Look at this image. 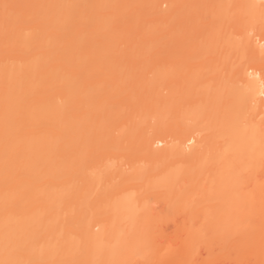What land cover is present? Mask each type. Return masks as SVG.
<instances>
[{
  "label": "bare ground",
  "instance_id": "1",
  "mask_svg": "<svg viewBox=\"0 0 264 264\" xmlns=\"http://www.w3.org/2000/svg\"><path fill=\"white\" fill-rule=\"evenodd\" d=\"M229 1L0 0V264H202L197 258L198 248L204 245L210 250L215 244L220 246V253L236 259L238 264H264V0H235L237 3L232 7L227 3L234 0ZM233 13L236 23L243 27L236 34L232 28L228 29L231 22L226 21L232 19ZM226 23L229 25L225 26ZM178 36L180 39L174 43L173 37ZM183 38L199 49V52L195 49L199 54L207 47L209 51L211 47L222 48L218 51L222 52L221 58L216 49L215 55H208L210 58L204 55L205 60L198 56V64L190 66L180 53L185 54L190 48L186 49ZM126 45L138 48L145 60V74L136 70L135 62L126 53ZM147 49H151L148 54ZM240 52L243 58L248 56L247 60L236 56ZM165 54L172 57L168 60ZM216 54L220 60L226 59L228 69L224 64L223 68L220 66L218 57H213ZM207 57L215 65L208 64ZM178 60L185 61L186 69L180 68ZM203 60L205 66L206 62L210 66V73L222 69L228 71L226 76L222 74L226 72L216 71L220 74L208 75L211 78L220 75L218 80L205 79L204 72L209 70L208 66L203 67ZM159 62L168 65L171 62L169 68L175 69L172 72L177 77L169 75L162 64L155 68ZM174 62L180 70L172 66ZM191 68L197 73L201 68L203 71L192 75ZM159 69L168 73L161 75L165 81L160 75L154 79V71H162ZM185 70L191 71V77L201 75L202 81L214 83L202 82L200 87L201 82H196L195 89V82L191 80L193 88L192 82L183 77ZM89 72L96 76L100 72V80L111 83L108 87H112V93L99 89L101 92L96 90L98 98H95L93 83L92 88L88 81L92 78ZM83 73H87L85 78ZM181 78L182 82L185 79L184 85ZM158 79L161 80L156 85ZM220 79L222 83L218 82ZM171 80L179 88L189 85L192 91L189 87V91L173 89ZM122 83L132 86L135 99ZM162 84L164 90L171 87L167 92L172 94L173 89L175 97L170 98L167 93L168 98L164 91L159 94L160 90L157 93L155 88ZM88 85L94 94L86 92ZM123 93L130 99H127L130 110L122 106ZM102 97V102L108 100L105 104L109 106L113 101L115 111L103 103L106 107L103 114L112 109L107 114L108 121L98 111L102 109L97 101ZM133 114L148 124L153 118L157 122L158 117L161 124L154 129L153 124L148 133V127L138 125ZM98 119L105 123L98 126ZM113 127L118 134L132 137L131 141L125 142L121 136L115 140L117 131ZM136 129L139 130L136 134H129ZM144 132L151 135L147 138ZM206 132L211 135L210 140L204 138ZM137 142L142 143L139 146L142 152L134 147ZM124 144L126 149L122 147ZM125 150L131 156L135 153L126 157L128 164L139 159L138 163L132 162L131 170L122 166L127 172L133 170L127 175L119 171V165L115 166L121 162L119 155H127L118 154ZM110 156L115 161L119 157L116 163L109 159L114 162L109 163L111 167L119 166L113 169L115 179L121 176L118 181L110 179L113 174L107 176L112 169L106 165ZM142 158L147 162L144 166L139 164ZM99 161L104 169L99 168ZM88 164L99 170L93 171ZM85 167L95 173L92 175ZM102 174L109 177L108 181L104 177L101 183ZM96 179L100 182L97 190L102 189V184L103 190L108 189L96 192ZM105 181L111 182L105 186ZM133 184L141 188L135 190ZM148 188L150 191L144 192ZM118 189L122 195L116 194ZM152 192L163 198V206L157 205L161 198L156 205L150 204V196L151 200L158 198ZM156 207L160 208L158 212ZM174 208L184 211L187 217L174 219L187 233L180 247H175L169 238L162 241L167 228L164 223L172 218L169 212Z\"/></svg>",
  "mask_w": 264,
  "mask_h": 264
},
{
  "label": "rangeland",
  "instance_id": "2",
  "mask_svg": "<svg viewBox=\"0 0 264 264\" xmlns=\"http://www.w3.org/2000/svg\"><path fill=\"white\" fill-rule=\"evenodd\" d=\"M223 1H224V0H223ZM226 1H228V2L230 3L229 0H226ZM231 1H232V0H231ZM237 1H238V0H237ZM229 3H227V5H230V6L232 7V6H235V4H236L237 2H235V0H234V2H232L233 5H231L232 3H231V4H229ZM180 15H181V17L184 16L183 13H181ZM234 15H235V13H233L232 15H230V16H233V17H234V18L231 17L234 21H233L232 19H230V18H227L226 21H227V23H228V22H231V26H229L228 29H229V28H232V29H233V32L236 34V33H237L240 29H242L243 27H242V26H239V25L236 23L237 21H236ZM208 17H209V16H208ZM205 18H206V17H205ZM207 19H208V18H207ZM211 19H213V18L211 17ZM228 19H229V21H228ZM203 20H204V19H203ZM230 20H231V21H230ZM226 21H225V22H226ZM227 23H226L225 26H228V25H229V24H227ZM193 25H194V23H193ZM256 28H257V27H256ZM225 29H227V27H226ZM232 29H231V30H232ZM253 30H254V28H253ZM256 30H258V29H256ZM263 31H264V29H263ZM250 32H251V31H250ZM251 33H252V32H251ZM262 33H263V32H262ZM235 34H234V35H235ZM170 35H171V34H169V35H167V36H170ZM172 35H173V34H172ZM192 35H193V34H192ZM192 35H191V36H192ZM194 35H195V32H194ZM131 36L133 37V34H131ZM185 36H188V35H185ZM235 37H238V35H237V36L235 35ZM134 38H136V37L134 36ZM164 38H165V37H164ZM169 38H170V37H169ZM187 38H189V37H187ZM187 38H185V39L183 38L184 40H183L182 42H183L184 46L186 45V49H187V46L190 47V48H188L189 50H187V52H185V54L182 53V52H180V49H179L178 51H179L181 54L185 55L184 60L189 61V65H190V66L195 65V64H196V65L198 64V62H199V60H198V59H199L198 56H200V58L202 57V58L205 60V57H206V56H208V55H210V54H211V55H212V54L215 55L216 52H217V54L219 53L218 51L220 50V48H219V49L216 48L217 51L215 52V50H216V49L214 50L215 47H213V48L211 47L212 49L210 48L211 51H209L208 47L206 48V46H208V45H206V46H202V47H205V48H206V51L203 49L205 52L202 51L201 54L196 53L195 49H197V48L194 49V47L192 46L193 44H191V46H190V44L188 45V41H187L188 39H187ZM166 39H168V38H166ZM179 39H180L179 36H178V39H175V38L173 37L174 43L176 42V40H179ZM192 39H193V38H192ZM162 40H163V39H162ZM173 40H171V41H173ZM193 40H194V39H193ZM193 43H194V42H193ZM195 44H196V43H195ZM184 46H183V47H184ZM197 46H198V45L196 44V47H197ZM121 47H122L121 49H124V48H123V45H122ZM163 47H164V46H163ZM167 47H168L169 49L172 48V46H170V45L167 46ZM167 47H165V48H167ZM174 47H175V46H174ZM181 47H182V46H181ZM198 47H199V46H198ZM202 47H201V48H202ZM209 47H210V45H209ZM125 48H126V53L128 52V53L130 54V56H131V58H132V62H133V61L135 62V67L137 68V69H136V68H132V69H136L137 71H140L141 73H143V72L145 71V70H144V68H145V67H144V66H145V65H144V64H145V60H144V58H142L140 52L138 51V48H137V50H136L135 47H129V46H127V45H126ZM161 48H162V47H161ZM192 48H193V50H192ZM118 49H120V48H118ZM118 49H117V50H118ZM157 49H159V48H157ZM207 49H208V50H207ZM150 50H151V49H147V51H146L147 54H148V51H150ZM166 50H167V49H166ZM171 50H172V49H171ZM183 50H184V49H183ZM221 50H222V48H221ZM221 50H220V51H221ZM122 51H123V50H122ZM140 51H141V50H140ZM154 51H155V50H154ZM154 51H152V53H153ZM168 51H169V50H168ZM174 51H175V50H174ZM178 51H176V52H178ZM184 51H185V50H184ZM200 51H201V50H200ZM113 52H114V51H113ZM119 52H120V51H119ZM162 52H163V51H162ZM165 52H166V51H165ZM197 52H199V49H197ZM214 52H215V53H214ZM122 53L125 54L124 51H123ZM128 53H127V54H128ZM143 53H144V52H143ZM149 53H151V52H149ZM166 53H168V52H166ZM204 53H205V54H204ZM207 53H208V54H207ZM220 53H221V54H220ZM220 53H219L220 55H219V54H218V55H219L220 58H221L222 52H220ZM113 54H114V53H113ZM127 54H125L124 58L129 60V58H126V57H127ZM156 54H157V52H156ZM170 54H171V52H170ZM173 54H174V52H173ZM217 54H216V56H213V57H218ZM224 54H225L224 56L227 57L226 53H224ZM116 55H117V54H116ZM145 55H146V54H145ZM149 55H150V54H149ZM149 55H148V56H149ZM152 55H153V54H152ZM161 55H162V53H161ZM165 55H166V54H165ZM177 55H180V54H175V56H177ZM201 55H202V56H201ZM204 55H206V56L204 57ZM238 55H239L238 58H240V59L243 58V54H242V52H240V54H237L236 56H238ZM118 56H119V55H118ZM118 56H117V57H118ZM113 57H114V56H113ZM128 57H129V56H128ZM155 57H156V56H155ZM155 57H154V58H155ZM166 57H167L168 60H169V58H171L172 55H171V57H168V55H166ZM208 57H209V56H208ZM208 57H207V60H206V61H208V64H209L210 62H212V64H210V65H215V64H214L215 61H211V60L209 61V60H208ZM222 57H223V56H222ZM241 57H242V58H241ZM115 58H116V57H115ZM157 58H158V57H157ZM182 58H183V57H182ZM209 58H210V57H209ZM224 58H225V57H224ZM236 58H237V57H236ZM247 58H248V56L245 55V57H244L242 60H244V59L247 60ZM120 59H121V58H120ZM145 59H146V58H145ZM148 59H149V58H148ZM164 59H165V58H164ZM164 59H163V57H162V60H164ZM175 59H177V58H175ZM178 59H180L179 56H178ZM211 59H212V58H211ZM213 59H214V58H213ZM215 59H216V58H215ZM217 59H219V57H218ZM110 60H111V59H110ZM114 60H115V59H114ZM114 60H113V61H114ZM151 60H152V59H150V61H151ZM153 60H155V59H153ZM153 60H152V62H153ZM156 60H157V59H156ZM159 60H160V59H159ZM171 60H172V59H171ZM200 60H201V59H200ZM204 60H203V63H202V64H204V62H205ZM219 60H220V59H219ZM219 60H217V61H218V63L221 62L220 66L223 68L222 65L224 64V68L227 67V69H228V66H225V64L227 63V62H225L226 59H224V60L222 59L225 63H223L222 60H220V62H219ZM93 61H94V60H93ZM93 61H92V62H93ZM96 61H97V60H96ZM104 61H105V60H104ZM118 61H119V60H118ZM124 61H125V60H124ZM130 61H131V59H130ZM147 61H148V60H147ZM147 61H146V63H147ZM164 61H165V60H164ZM166 61H167V59H166ZM174 61H175V60H174ZM178 61H179V62H178V63H179L178 65H179V66H180V64L182 65V66H180V68H181V67L183 68V62L185 63V61H183V62H181V63H180V60H178ZM201 61H202V60H201ZM110 62H111V61H110ZM155 62H156V61H155ZM114 63L116 64V61H115ZM119 63H120V62H119ZM122 63H123V61H122ZM130 63H131V62H130ZM174 63H175V62H174ZM99 64H100V63H99ZM103 64H104V63H103ZM117 64H118V63H117ZM126 64H127V63H126ZM133 64H134V63H133ZM149 64H150V63H149ZM161 64H162L163 66H162ZM164 64H165V65H164ZM200 64H201V63H200ZM200 64H199V65H200ZM86 65H88V64H86ZM91 65H92V64H91ZM106 65H107V64H106ZM120 65H121V64H120ZM120 65H119V66H120ZM147 65H148V64H147ZM147 65H146V66H147ZM150 65H151V64H150ZM154 65H155V64H154ZM167 65H168V62H167V63H164V62H163V63H162V62L160 63V62H159V64L157 63L156 66H154V67L156 68L157 66H158V67H159V66H160V67L162 66V68H165V69L167 68L166 71L168 70L169 75H171L172 77L176 78V77H177L176 74H174V73L172 72V71H175V69H173V68H172L173 70L170 69V68H171V66H170V65H171V62L169 63L168 66H167ZM199 65H198V66H199ZM84 66H85V65H84ZM95 66H96V65H95ZM101 66H102V65H101ZM101 66H100V67H101ZM113 66H114V65H113ZM119 66H118V67H119ZM126 66H128V64H127ZM151 66H152V65H151ZM169 66H170V68H169ZM172 66H175V68H177V69L179 68V67H176V66H177L176 63H175L174 65H172ZM204 66H205V64L203 65V67H204ZM206 66H208V70H209V71L205 70V72H204L205 74L203 75V76L206 77L205 79H208V77H209L208 73L213 75V73L215 72L216 74H215V73H214V74H215V75H218V74H220V73H217L216 71H220V72L224 71V70H222V69H219V70H215L214 72L212 71L213 73H212V72L210 73V69H209L210 66L207 65V62H206ZM206 66H205V67H206ZM102 67H103V66H102ZM108 67H109V66H108ZM108 67L106 66L107 70L109 69ZM128 67H129V66H128ZM130 67H131V66H130ZM148 67H149V66H148ZM152 67H153V66H152ZM195 67H196V66H195ZM201 67H202V65H201ZM216 67H217V69L219 68L218 66H216ZM85 68H86V67H85ZM88 68H89V66H88ZM93 68H94V67H93ZM93 68H91V69H93ZM116 68H117V67H116ZM124 68H125V67H124ZM155 68H154V69L151 68V70H152V69L155 70ZM184 68H185V66H184ZM184 68H183V69H184ZM196 68H198V67H196ZM196 68H195V69H196ZM199 68H200V66H199ZM199 68H198V69H199ZM111 69H112V68H111ZM120 69H121V67H120ZM128 69H129V68H128ZM130 69H131V68H130ZM130 69H129V70H130ZM165 69H159V70H162V71H159L160 73H159L158 71H157V72L154 71L155 73L152 72V73H154V76H153V77H155L154 79H156L158 75H160L159 78H161V77H163V76H161V75L168 74L167 72H166L165 74H163V72H165V71H164ZM185 69H186V68H185ZM193 69H194V68H193ZM193 69L191 68L192 73H191V71H190L189 73H187L186 70H185V71H182L183 77H185V78L187 79V81H189V82L194 81V82H195V83H194V82L190 83V86L196 84V82H197V83L201 82V83L199 84V86L201 87V86H202V82H204L205 84H206V83H210V82H212L215 78L217 79V77L220 76V75H219V76H216L215 78H213V76H212L213 80H203V81H202L201 78H200L201 75H199V77H197V78H199V81H198V79L196 78V76H198V75L195 76L196 79H195L194 77H191V76L193 75V72H196V71H193ZM211 69H212V67H211ZM227 69H225V70H227ZM95 70H96V69H95ZM117 70H119V69L117 68ZM122 70H123V65H122ZM129 70H127V71L129 72ZM147 70H148V69H147ZM151 70H150V71H151ZM178 70H180V69H178ZM196 70H197V69H196ZM201 70L203 71L202 68L200 69V71H201ZM213 70H214V69H213ZM92 71H93V70H92ZM123 71H124V70H123ZM125 71H126V70H125ZM148 71H149V70H148ZM197 71H198V70H197ZM200 71H199V72H200ZM206 71H207V72H206ZM94 72H95V71H94ZM102 72H103V71H102ZM104 72L106 73V69L104 70ZM110 72H111V71H110ZM121 72H122V71H121ZM121 72H120V73H121ZM145 72H146V71H145ZM145 72H144V74H145ZM177 72H178V71H177ZM199 72H198V73H199ZM224 72H226V73H223V72H222V74H223V76H226V74H227L228 71H224ZM89 73H90L89 78H90V77H92V78H90L88 81L91 82V87H92V83H93V87H94V89H95V95H97V93H98V92H101V91H102L103 93H106V94H107V93L109 94L110 92L112 93V87H108L111 83L108 84L107 81H105L107 84H105L106 86H104L103 83H105V82L102 81V80H100V78H99V77L101 76V75H100V74H101L100 72H99L100 74H99V73L97 74L98 76H96V73H95L94 75L92 74V72H89ZM116 73H117V72H116ZM116 73H115V74H116ZM122 73H123V72H122ZM152 73H151V74H152ZM178 73H179V72H178ZM178 73H177V74H178ZM190 73H191L192 75H191ZM196 73H197V72H196ZM198 73H197V74H198ZM202 73H203V72H202ZM86 74H87V73H86ZM86 74L83 73V78H85V75H86ZM133 74H134V71H133ZM147 74L149 75L150 73H147ZM199 74H200V73H199ZM104 75H107V73L104 74ZM108 75H109V74H108ZM179 75H180V74H179ZM207 75H208V76H207ZM93 76H95V77L93 78ZM102 76H103V75H102ZM113 76H114V75H113ZM117 76H118V75H117ZM117 76L115 75L114 77L116 78ZM125 76H126V74H125L123 77H125ZM135 76H136V77L138 76L137 78L140 77L139 73H137V72H135ZM142 76H143V75H142ZM150 76H151V75H150ZM150 76H148L147 79H150V78H149ZM165 76H167V75H165ZM210 76H211V75H210ZM221 76H222V75H221ZM123 77L121 76V78H123ZM168 77H169V76H168ZM172 77H170V78H172ZM188 77H190L191 79H189ZM86 78H87V76H86ZM108 78H109V77H108ZM108 78H107V79H108ZM121 78H120V79H121ZM165 78H167V77H165ZM212 78L209 77V79H212ZM219 78H220V77H219ZM219 78H218V79H219ZM96 79H97V81H96ZM101 79H102V78H101ZM126 79H128V81L130 80L129 78H125V80H126ZM140 79H141V78H140ZM162 79H164V77H163ZM218 79H217V80H218ZM104 80H105V79H104ZM112 80H114V79H112ZM125 80H123V81H125ZM150 80H151V79H150ZM150 80H149V81H150ZM159 80H161V79H158V81H157L158 84L155 83L156 85H159ZM172 80H173V79H172ZM172 80H171V83H173ZM182 80H183V78H181V82H182ZM191 80H192V81H191ZM217 80H216V81H217ZM108 81H109V80H108ZM121 81H122V80H121ZM145 81H148V80H145ZM145 81H144V82H145ZM164 81H165V79H164ZM169 81H170V79H169ZM175 81H176V80H175ZM184 81H185V79H184ZM184 81H183V82H184ZM214 81H215V80H214ZM214 81H213V83H214ZM223 81H224V80H223ZM86 82H87V81H86ZM89 82H88V83H89ZM94 82H95V83H94ZM111 82H112V81H111ZM116 82H117V80H116ZM136 82H137L139 85H141V84L144 85L143 82H139V81H136ZM150 82H152V81H150ZM150 82H149V83H150ZM154 82H156V81H154ZM160 82H161V81H160ZM183 82H182V84H183ZM189 82H188V83H189ZM218 82L222 83V79H220V81H218ZM101 83H102V84H101ZM114 83H115V82H114ZM130 83H131V82H130ZM137 83H136V84H137ZM162 83H163V80H162ZM171 83H170V84H171ZM188 83H186V84H188ZM193 83H194V84H193ZM204 83H203V85H204ZM220 83H219V84H220ZM97 84H98V85H97ZM115 84H116V83H115ZM115 84H113V86H115ZM117 84H118V83H117ZM122 84H123V83H122ZM126 84H127V82H126ZM126 84H123V87H124L125 89H128L129 92H131L132 95H134L135 93H134V91H133L132 88H131V87H132V86H131L132 84L130 85L131 87L126 86ZM155 84H154V85H155ZM102 85H103V86H102ZM152 85H153V84H150V86H152ZM183 85H184V84H183ZM197 85H198V84L194 85V87H195V86L197 87ZM220 85H221V84H220ZM83 86H84V85H83ZM100 86H101V88H98V87H100ZM120 86H121V85H120ZM120 86H119V87H120ZM146 86H147V85H146ZM148 86H149V85H148ZM148 86H147V87H148ZM175 86H176V87H175ZM190 86H189V85H188V86L186 85V87H184V88H185V89H184L183 87L181 88V85H180V88L183 89L184 91H187L189 88H191ZM208 86H209V85H208ZM93 87H92V88H93ZM107 87H108L109 89L111 88V89H110L111 91H109V90L107 89ZM117 87H118V86H117ZM119 87H118V88H119ZM138 87L140 88V86H138ZM147 87H146V88H147ZM154 87H155V86H154ZM161 87H163V84H162L161 86H158L157 88H155V89H156V92H157L158 90H160L159 94H161V93L163 94L162 91H164V93L167 94V93H168L167 91H168V90L170 91V88L172 87V84H171V87H170L169 89H168L169 86H168V87L166 86L167 88L164 86L166 90H164V88L162 89ZM188 87H189V88H188ZM192 87H193V86H192ZM194 87H193V88H194ZM196 87H195V89H196ZM200 87H199V88H200ZM205 87H206V85H205ZM209 87H210V86H209ZM221 87H222V89H224L223 86H221ZM88 88L91 89V88L89 87V85H88ZM88 88H87L86 92L88 91L89 93L91 92V93L94 94V92H93L94 89H93V90L91 89L92 91H89ZM96 88H97V89H96ZM159 88H161V89H159ZM172 88H173V89H175V88H179V86L177 87V83L175 82V83H173V87H172ZM180 88H179V89H180ZM186 88H187V89H186ZM99 89H102V90L100 91ZM119 89H120V88H119ZM121 89H122V88H121ZM133 89H136V88H133ZM140 89H141V88H140ZM144 89H145V88H144ZM144 89H143V91H144ZM153 89H154V88H153ZM153 89H152V90H153ZM173 89H171V92L174 93V90H173ZM179 89H178V90L176 89L175 91L178 92ZM203 89H204V88H203ZM207 89H208V87H207ZM96 90H97V91L99 90V91L96 92ZM172 90H173V91H172ZM183 90H182V91H183ZM198 90H199V89H198ZM198 90H196V91H197V92H200V91H198ZM123 91H124V90H123ZM123 91H120V92H123ZM180 91H181V90H180ZM188 91H189V90H188ZM191 91H192V88H191ZM218 91H219V90H218ZM156 92H155V95L158 93V92H157V93H156ZM193 92H194V93H197V92H195V91H193ZM201 92H202V91H201ZM201 92H200V94H204V92L206 93V90L203 91V93H201ZM220 92H221V90H220ZM111 93H110V94H111ZM173 93H172V94H173ZM184 93H185V92H184ZM99 94H100V93H99ZM128 94H129V93H128ZM138 94H139V93H138ZM152 94H153V93H152ZM168 94L170 95V98H171V97H175V96H174L175 94L172 95L170 92H169ZM168 94H167V95L164 94V95L167 96V97L169 98ZM176 94H177V93H176ZM178 94H179V93H178ZM190 94H191V93H190ZM95 95H94V96H95ZM102 95H103V94H102ZM104 95H105V94H104ZM113 95H114V93H113ZM119 95H120V94H119ZM122 95H123V96L120 97V98H121V99L125 98L124 93H123ZM171 95H172V96H171ZM185 95L187 96V93H186ZM110 96H111V95H110ZM116 96H118V94H117ZM120 96H121V95H120ZM159 96H160V95H159ZM178 96H179V95H178ZM188 96H189V95H188ZM195 96H196V95H195ZM197 96H198V94H197ZM92 97H93V96H92ZM106 97H107V96H106ZM131 97H132V96H131ZM162 97H163V99H164V96H163V95H162ZM180 97H181V96H180ZM95 98H98V95L95 96ZM132 98L135 99V95H134ZM132 98H131V99H132ZM165 98H166V97H165ZM223 98H224V97H223ZM223 98H222V99H223ZM91 99H92V98H91ZM93 99H94V98H93ZM127 99L130 100L129 98H127ZM127 99L125 98V100H123L124 105H122V106H125L124 108H125L126 110L129 109V105H130V103H129V101H128ZM134 99H133L132 101H134ZM139 99H140V96H139ZM182 99H184V98H182ZM95 100H96V99H95ZM97 100H99V99H97ZM102 100H103V97H102V99L100 98V100L97 101V102H100V105H101V106H99V108L102 109V110H99V109H98V111H101V112H102V114H101V115H102V118L105 117V118H107V120H105V121H108V120H109V117H107V116H109V115H107V114H111L110 112H112V109H113V111H115L114 107L112 106V105H113V103H112L113 101L111 102L112 104L110 103V106H109L108 104H105L106 101H108V100H105V99H104V100H105L104 102H102ZM112 100H113V99H112ZM223 100H224V99H223ZM223 100H221V101H223ZM110 101H111V99H110ZM110 101H109V102H110ZM183 101H184V103L186 102L185 100H183ZM101 102H102V103H101ZM109 102H107V103H109ZM136 102H137V101H136ZM223 102L226 103L225 100H224ZM90 103H91V102H90ZM103 103H104L105 106H107V107H108V106H109V107L112 106V107H111L112 109H110V111L108 110V111H107V114H103V111H104L103 109L106 108V107H104ZM134 103H135V101H134ZM176 103H177V102H176ZM119 104H120V103H119ZM119 104H117V106H118ZM180 104L183 105V102H180ZM180 104H179V105H180ZM102 105H103V106H102ZM115 105H116V104H115ZM177 105H178V104H177ZM182 105H180V106H182ZM109 107H108V108H109ZM120 107H121V105L119 106V110H120ZM97 108H98V106H97ZM117 108H118V107H117ZM96 110H97V109H96ZM129 110H130V109H129ZM101 112H100V113H101ZM108 112H109V113H108ZM122 112L124 113V110H122ZM122 112H120V113L122 114ZM118 113H119V112H118ZM154 114L156 115V113H154ZM154 114H151V115H154ZM101 115H100V117H101ZM133 115H134V114H133ZM158 115H159V114H158ZM158 115H157V116H158ZM169 115H170V114H169ZM169 115H168L167 117L171 118V116H169ZM157 116H155V117H157ZM95 117H96V116H95ZM122 117H124V116H122ZM125 117H126V116H125ZM153 117H154V116H153ZM153 117H152V118H153ZM167 117H166V118H167ZM172 117H174V116L172 115ZM98 118H99V117H98ZM105 118H104V119H105ZM111 118H112V117H111ZM127 118H128V117H127ZM133 118L136 119V121L138 120L137 124H138V125L140 124V126H142V128H143V127H144V128H145V127H146V128L148 127V128H147V132H148V133H149V131H152V129H150V128H151V126H152L153 124H154L153 127H152L153 129L155 128V127H154L155 125H156L157 127H159V125L161 124V123H160V118H159V120H158V117L155 118V119H157V122H156V121L153 122V121H154V118H153L152 120H150L151 117H149V118L147 117V118L150 120V123H151L150 126H147V125H149L150 123L148 124L147 122H144V119H143V120H140L141 118H140V119H139V118H135V115H134ZM133 118L131 117L130 119L133 120ZM93 119H94V118H93ZM95 119H96V118H95ZM100 119H101V118H100ZM100 119H98V121H97V125H98V126H99L98 123H100V122H101L100 125H102V122H103V124L105 123L104 121H100V122H99ZM104 119H103V120H104ZM148 119H147V120H148ZM101 120H102V119H101ZM147 120L145 119V121H147ZM151 121H152V122H151ZM166 121H167V120H166ZM171 121H173V120L171 119ZM112 122H114V121H112ZM122 122H123V121H122ZM168 122H169V121H168ZM126 123L128 124V122H126ZM126 123H125L124 125H125V127H128V126H126ZM129 123H130V122H129ZM156 123H157V124H156ZM159 123H160V124H159ZM106 124H107V122H106ZM110 124H111V123H110ZM115 124H116V123H115ZM121 124H123V123H121ZM146 124H147V125H146ZM169 124H170V123H169ZM172 124H173V122H172ZM170 125H171V124H170ZM114 126H115V125H114ZM120 126H121V125H119L118 127H120ZM166 126H167V125H166ZM171 126H172V125H171ZM104 127H107V125L104 126ZM109 127H110V126H109ZM118 127H116V128H118ZM122 127H123V126H122ZM102 128H103V127H102ZM102 128L100 127L99 129L102 130ZM113 128H114V127H113ZM164 128H165V127H164ZM107 129H108V127H107ZM107 129H106V130H107ZM110 129H111V128H109L108 130H110ZM114 129H115V128H114ZM127 129H129V128H127ZM138 129H139V128H138ZM138 129H136L137 131L135 130V132H134L133 130H131V132H130V133L128 132V133L131 134V133L133 132L134 134H136V133L139 131ZM148 129H149V130H148ZM104 130H105V128H104ZM123 130H124V129H123ZM140 130H141V129H140ZM167 130H168V129H167ZM170 130H171V128H170ZM111 131H112V130H111ZM111 131H110V132H111ZM114 131H115V132L117 131V133L114 132V133H115L114 136H115V138H116L115 140L119 139L120 136H121V138H123V140H124L125 142H126V141H131L132 137H131V139H130V137L127 136V134H126V136H123V135H122V134H123L122 132H121L122 134H120V133L118 134V132H119L118 129H115ZM125 131H126V130H125ZM127 131H128V130H127ZM129 131H130V130H129ZM108 132H109V131H108ZM110 132H109V134L111 135ZM123 132H124V131H123ZM147 132H146V133L144 132V133H145L146 137L148 138L149 135H151V133L148 134V136H147ZM167 132H168V131H167ZM112 133H113V132H112ZM201 133H202V132H201ZM201 133H200V134H201ZM124 134H125V133H124ZM140 134H142V133H140ZM202 134H203V133H202ZM107 135H108V133H107ZM110 135H108V136H110ZM116 135H117V137H116ZM170 135H171V134H170ZM204 135H206V137L209 136L208 138L204 137L205 139H209V138L211 137V135H209L208 132L204 133ZM204 135H203V136H204ZM114 136H113V137H114ZM142 136H144V135H142ZM142 136H141V137H142ZM105 137H106V135H105ZM105 137H104V138H105ZM134 137H135V136H134ZM139 138H140V137H139ZM171 138H172V136H171ZM109 139H110V137H109ZM141 139H142V138H141ZM144 139H145V138H144ZM169 139H170V138H169ZM209 140H210V139H209ZM105 141H106V139H105ZM124 141H123V143H124ZM137 141H138V140H137ZM144 141H145V140H144ZM205 141H206V140H204V143H205ZM207 141H208V140H207ZM109 142H111V141H109ZM133 142H134V141H133ZM208 142H210V141H208ZM208 142H206V144H207ZM115 143H116V142H115ZM133 144H134V143H133ZM141 144H142L141 142H137V144H136L137 146H134V145H133V146L137 148V151L142 152V151L140 150V147H139ZM208 144H210V143H208ZM208 144H207V145H208ZM129 145H130V144H129ZM207 145H206V146H207ZM103 146H104V145H103ZM103 146H102V147H103ZM111 146H112V144H111ZM113 146H114V145H113ZM131 146H132V145H131ZM160 146H161V145H160ZM160 146H159V147H160ZM204 146H205V145H204ZM209 146H210V145H209ZM92 147H93V146H92ZM102 147H101V148H102ZM117 147H118V146H117ZM117 147H116V148H117ZM119 147H120V144H119ZM119 147H118V148H119ZM122 147H123L124 149L127 148V147H125V144H124V146L122 145ZM207 147H208V146H207ZM207 147H206L205 149H206V150H209ZM93 148H94V147H93ZM98 148H99V146H98ZM116 148H115V150H116ZM108 149H109V148H108ZM112 149H113V148H112ZM112 149H111V150H112ZM129 149H131V148H129ZM98 150L100 151V149H98ZM120 150H121V149H120ZM131 150H132V149H131ZM206 150H205V151H206ZM91 151H92V150H91ZM95 151H97V150H95ZM101 151H103V150H101ZM104 151H105V150H104ZM116 151H117V150H116ZM133 151H134V150H133ZM137 151H136V152H137ZM118 152H119V151H118ZM202 152H204V151H202ZM108 153H109V151H108ZM108 153H106V154H108ZM110 153H111V152H110ZM120 153H122V154H123V153H124V154H127V155H124V154H123L125 158H124L122 155H119V157H120V156L122 157V159H121V157H120L121 160H119V157L116 158V157L114 156V158H116L117 161H118V160L121 161L120 164H118L119 162L113 160V158H111V156H112V155H111L108 159H106V162H107L106 165H108L109 163L112 164V163H114V162H115V163L117 162V164H115V166H116V165H119V166H120V170H119V171L122 172L123 175H125V174L127 175L128 173L131 174V172H132L133 170H132L131 172H127V170L125 171L124 169L127 167L128 170H131L130 168H132V165H131L132 162H133V163H135V162L138 163V162H139V159H137L138 161H137V160L132 161V160H133V159H132V160H131L132 162H129V163H131V164H128L127 161H129V160H127V158H129V157L131 156V154H128V153H127V150H125V152H119L118 154H120ZM104 154H105V153H104ZM111 154H112V153H111ZM116 154H117V153H116ZM133 154H135V153H133ZM133 154H132V156H133ZM140 154H141V153H140ZM94 155H95V154H94ZM97 155H98V154H97ZM109 155H110V154H109ZM117 156H118V155H117ZM132 156H131V157H132ZM140 156H141V155H140ZM100 157H101V156H100ZM102 157H103V156H102ZM107 157H108V156H107ZM107 157H106V158H107ZM112 157H113V156H112ZM126 157H127V158H126ZM146 157H147V156H145V159H146ZM97 158H98V157H97ZM97 158H94V159L96 160ZM110 158L112 159L111 161H114V162H111V161L109 160ZM143 158H144V157H143ZM143 158H142V159H143ZM104 159H105V157H104ZM104 159H103V162H104ZM142 159H141V161H140L141 163H139V164H141V165L143 164V166H144V163H145V165H146V163H147L149 160L146 159L145 161H147V162H145L144 159H143V160H142ZM84 160H85V159H84ZM91 160H92V159H91ZM126 160H127V161H126ZM169 160H170V159H168V160H166V161L169 162ZM172 160H173V159H172ZM91 162H93V161H91ZM106 162H105V163H106ZM125 162H126V163H125ZM163 162H165V161H163ZM176 162H178V161H175V163H176ZM84 163H85V162H84ZM97 163H98V162H97ZM101 163H102V162H101ZM148 163H149V162H148ZM172 163H173V162H172ZM95 164H96V163H95ZM110 164H109L108 166H109L110 168H112V169H110L109 171H107L108 173L105 171V175H106V173H107V176L113 174L112 177L110 176V179H115V176H117V175L114 176V172H115V171L113 172V169L115 170V168H117V167L119 168V166H117V167L114 168V165L111 167ZM124 164H125V165H124ZM88 165H89V164H88ZM93 165H94V164H93ZM103 165H104V164H103ZM103 165H102V164L100 165V161H99V168H100V167H103ZM126 165H127V166H126ZM130 165H131V166H130ZM162 165H163V163H162ZM166 165H167V163H166ZM166 165H164V166H166ZM173 165H174V164H173ZM175 165H178V163L175 164ZM89 166H90V165H89ZM94 166H95V165H94ZM94 166H93V167H94ZM96 166H97V164H96ZM122 166H124V167L126 166V167H125V168L123 167L124 169H121ZM149 166H150V164H149ZM168 166H169V164H168ZM90 167H91V169H93V171H95L96 169H97V171L99 170L98 168L94 169V168H92V166H90ZM109 167H107V170H108ZM127 168H126V169H127ZM83 169H84V168H83ZM85 169L88 170L89 168H88V167H87V168L85 167ZM85 169H84V172H86ZM100 169H104V168H100ZM116 170H117V169H116ZM88 171H90V170H88ZM88 171H87V172H88ZM93 171H90V172H92V173H91L92 175L95 173V172L93 173ZM97 171H96V172H97ZM100 171L103 172V170H100ZM87 172H86V175L88 176L89 174H87ZM110 172H112V173L110 174ZM116 172H117V171H116ZM156 172H157V171H156ZM99 173H100V172H99ZM100 174H101V173H100ZM100 174H97L98 177H99ZM118 174H119V172H118ZM97 175H96V176H97ZM96 176H95V177H96ZM130 176H131V175H130ZM91 177H92V176H91ZM93 177H94V176H93ZM98 177H97V178H98ZM104 177H105V176L102 174V177H101L102 179L100 180L101 183L103 182L102 180L104 179ZM113 177H114V178H113ZM120 177H121V176H120ZM120 177H118V179L116 178L115 180L118 181V180L120 179ZM105 178H106V177H105ZM108 178H109V177H108ZM108 178H106L105 180L108 181V180H107ZM125 178H126V177H125ZM128 178H129V177H128ZM130 179H132V178H130ZM136 179H137V178H136ZM76 180H77V179H76ZM96 180H97V179H96ZM96 180H95V183H96ZM122 180H123V179H122ZM124 180H125V179H124ZM128 180H129V179H128ZM128 180H127V181H128ZM133 180H134V179H133ZM106 181H105L104 184H105V186H106V185L108 186V183L111 182V181H114V180H111V181H109V182H107V183H106ZM117 181H114V182L116 183ZM127 181H126V183H127ZM137 181L139 182V180H137ZM137 181H136V182H137ZM140 181H141V179H140ZM98 182H99V179L97 180V183H96V185H95V186H96V192L99 191V190H103V184H102V187H101L102 189L99 188V189L97 190V188H98V187H97V186H98V185H97ZM129 182H130V181H129ZM141 182L143 183V181H141ZM79 183L81 184L80 181H79ZM92 183H93V185H94V182H92ZM99 183H100V182H99ZM130 183H131V182H130ZM110 184L112 185V183H110ZM123 184H124V181H123ZM131 184H132V183H131ZM135 184H136V183H135ZM135 184H133V185H134L133 188H135ZM139 184L141 185V183H139ZM111 185H110V186H111ZM142 185H143V184H142ZM110 186H109V187H110ZM117 186H118V185H117ZM117 186H116V187H117ZM129 186H130V185H129ZM137 186H138V185H137ZM137 186H136V187H137ZM92 187H93V186H92ZM125 187H126V186H125ZM139 187L141 188V186H138L137 188H135V190L138 189ZM106 188L108 189V187H106ZM117 188H119V187H117ZM129 188H130V187H129ZM129 188H128V189H129ZM143 188H144V186H143ZM94 189H95V187H93V191L91 192V194H93V192H94V194H96L95 191H94ZM107 189L104 188V190H107ZM119 189H120V188H119ZM119 189L117 190V193H116V194H121V191H120ZM121 189H122V188H121ZM128 189H124L123 191L126 190V192H127ZM146 189H147V188H146ZM149 189H151V188H148L147 191L144 190V192H148V191H150ZM153 189H154V188H153ZM156 189L158 190V188H156ZM160 189H161V188H160ZM160 189H159V191H160ZM104 190H103V191H104ZM130 190H132V189H130ZM139 190H140V189H139ZM103 191H102V192H103ZM112 191H113V190H112ZM159 191H158V193H160ZM100 192H101V191H100ZM126 192H124V194H126ZM122 193H123V192H122ZM127 193H129V191H128ZM135 193H136V192H135ZM139 193H140V192H139ZM152 193H155V192H152ZM91 194H90V195H91ZM94 194H93V195H94ZM110 194H111V193H110ZM114 194H115V193H114ZM116 194L114 195L115 197L117 196ZM129 194H130V193H129ZM131 194H132V193H131ZM155 194H156V193H155ZM90 195H89V197H90ZM93 195H92V196H93ZM111 195H112V194H111ZM121 195H122V194H121ZM121 195H120V196H121ZM134 195H135V194H134ZM138 195H139V194H137V196H138ZM141 195H143V190H142V194H141ZM92 196H91L90 198H92ZM148 196H149V194H148ZM153 196H154V195H153ZM156 196H157V194H156ZM89 197H87V199H88ZM140 197H141V196H140ZM151 197H152V196L149 197V198H150L149 201H151V202H150L151 205H152V204H153V205H156L157 202H158V199H160V198H161V199L159 200V202H158V204H157L158 207L164 205V204H163L164 202L161 201V200L163 199L161 196H160V197L157 196V197H158L157 199H155L156 197H155V198H152L153 200H151ZM90 198H89V199H90ZM143 198H144V197H142L141 200H142ZM146 198H147V197H146ZM149 198H148V199H149ZM154 200H155V201H154ZM143 201H145V200H143ZM143 201H142V202H143ZM147 201H148V200H147ZM147 201H146V203H147ZM152 202H153V203H152ZM155 202H156V203H155ZM161 203H162L163 205H162ZM143 204H145V203L143 202ZM159 204H160V205H159ZM145 205H146V204H145ZM151 208L153 209V206H151ZM163 208H164V207H163ZM154 209H155V208H154ZM154 209L152 210L153 212H154ZM157 209L160 210V208H157V207H156V211H157ZM161 209H162V208H161ZM174 209H175L174 211L178 210V209H176V208H174ZM150 210H151V209H150ZM167 211H169V210H167ZM170 211L173 212V213L169 212L170 215L172 216V218L169 217V216H166V218L169 217V218H168L169 221H167V222L164 223V224H166V227H167V228H166V231H165V233H164V236H165V237L162 239V241H165L167 238H169V239L173 240V242L175 243V247H178V246L180 247V246L182 245V243H183L182 241H184V239L187 237V233H186L184 227L182 226V224L179 223V224L176 225V223L174 222V219H176V218H178V219H180V218H184V217H185V216H184L185 212L181 210V211H182V212L180 211L181 213L178 212V211H176V212L174 213L173 209L170 210ZM157 212H158V211H157ZM178 213H179V214H178ZM165 214H166V213H165ZM173 214H174V215H173ZM168 215H169V214H168ZM175 216H176V218H175ZM177 216H179L180 218L177 217ZM170 218L173 219V221L170 220ZM186 218H187V217H185V219H186ZM183 220H184V219H183ZM187 220H188V219H187ZM220 251H221V248H220V246H219L218 244H215L210 250L207 248V246H204V245H203V246H200V247L198 248V252H199V255L197 256L198 261L203 262L202 264H238V262L236 261V259H234V258H230V257L227 256L225 253H220ZM211 253L213 254L212 256H211ZM169 264H173V263H169Z\"/></svg>",
  "mask_w": 264,
  "mask_h": 264
}]
</instances>
